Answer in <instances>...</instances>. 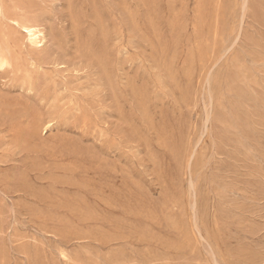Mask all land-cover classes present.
Listing matches in <instances>:
<instances>
[{"label":"rangeland","instance_id":"374dc122","mask_svg":"<svg viewBox=\"0 0 264 264\" xmlns=\"http://www.w3.org/2000/svg\"><path fill=\"white\" fill-rule=\"evenodd\" d=\"M4 2L0 264H264V0Z\"/></svg>","mask_w":264,"mask_h":264},{"label":"bare ground","instance_id":"6f19581e","mask_svg":"<svg viewBox=\"0 0 264 264\" xmlns=\"http://www.w3.org/2000/svg\"><path fill=\"white\" fill-rule=\"evenodd\" d=\"M6 6L4 0H0V17H5ZM17 27L25 33L28 44L36 49L40 50L45 46L46 36L45 33L37 26L22 24L18 21L15 22ZM35 65V64H34ZM12 67V61L7 56H0V69H8ZM208 246V245H207ZM214 263V262H213Z\"/></svg>","mask_w":264,"mask_h":264}]
</instances>
